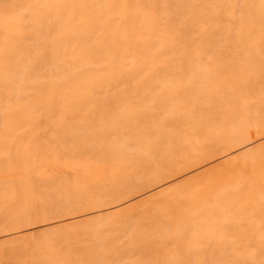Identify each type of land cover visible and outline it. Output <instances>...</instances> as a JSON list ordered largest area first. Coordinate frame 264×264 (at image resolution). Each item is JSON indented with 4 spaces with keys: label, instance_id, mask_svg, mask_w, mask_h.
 Segmentation results:
<instances>
[{
    "label": "rangeland",
    "instance_id": "1",
    "mask_svg": "<svg viewBox=\"0 0 264 264\" xmlns=\"http://www.w3.org/2000/svg\"><path fill=\"white\" fill-rule=\"evenodd\" d=\"M0 264H264V0H0Z\"/></svg>",
    "mask_w": 264,
    "mask_h": 264
}]
</instances>
